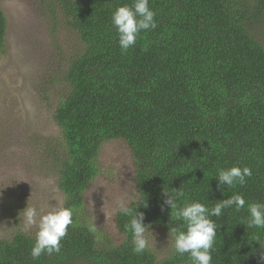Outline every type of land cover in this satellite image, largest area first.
I'll list each match as a JSON object with an SVG mask.
<instances>
[{
  "label": "trees",
  "instance_id": "1",
  "mask_svg": "<svg viewBox=\"0 0 264 264\" xmlns=\"http://www.w3.org/2000/svg\"><path fill=\"white\" fill-rule=\"evenodd\" d=\"M48 1L50 15L81 42L69 59L62 56L57 82L66 91L54 113L61 150L54 166L73 224L60 252L38 259L30 255L37 229L16 230L0 239V264H191L174 251L171 229L183 222L164 205V189L183 193L178 206L199 201L209 208L242 194L245 208L212 217L219 225L212 264H264V230L247 227V204L264 202V0H149L157 27L127 52L111 16L133 0ZM7 29L0 6L3 55ZM110 141L125 143L133 159L144 223L172 238L162 260L150 248L132 251L130 217L115 214L116 239L88 213L85 194ZM233 166L249 167L251 177L218 188V169Z\"/></svg>",
  "mask_w": 264,
  "mask_h": 264
},
{
  "label": "rangeland",
  "instance_id": "2",
  "mask_svg": "<svg viewBox=\"0 0 264 264\" xmlns=\"http://www.w3.org/2000/svg\"><path fill=\"white\" fill-rule=\"evenodd\" d=\"M49 5L48 0H0L8 21L7 53L0 54V239L24 229L21 211L27 204L44 213L63 205L54 166V154L61 153L54 113L66 89L57 81L66 67L62 56L69 59L81 42L60 16L50 15ZM99 161L101 174L85 200L96 226L117 239L116 201L138 198L135 164L121 141L106 142ZM148 235L158 260L166 258L171 236L157 227Z\"/></svg>",
  "mask_w": 264,
  "mask_h": 264
},
{
  "label": "clouds",
  "instance_id": "3",
  "mask_svg": "<svg viewBox=\"0 0 264 264\" xmlns=\"http://www.w3.org/2000/svg\"><path fill=\"white\" fill-rule=\"evenodd\" d=\"M156 13L149 7V0H133L132 4L118 6L112 13L111 23L118 35V44L123 52L132 48L142 32L157 27ZM252 170L247 167L233 166L218 169L215 178L218 179V188L234 187L236 184L244 185L246 178L251 177ZM164 205L170 206L171 214L182 221L180 228H172L174 237L173 247L175 253L183 256L188 254L191 264H212V251L217 238L219 225L212 217H221L223 210L235 208L240 211L245 208L246 200L242 194L236 193L226 199L220 200L209 208L199 201H191L178 206V199L182 192H169L164 189ZM136 202L135 206H131ZM120 214L130 217L125 225L132 236V251L142 254L150 248V226L144 223V213L138 211L143 206L135 200L120 198L116 201ZM163 210V205H162ZM247 227L264 230V202L247 204ZM24 230L37 229L35 242L30 255L38 259L42 254L52 255L61 250V241L67 235L68 228L73 224V209L71 207H52L44 213L36 206L27 207L22 211ZM184 229V230H181ZM261 248L264 246L261 245ZM264 259V257H262Z\"/></svg>",
  "mask_w": 264,
  "mask_h": 264
}]
</instances>
